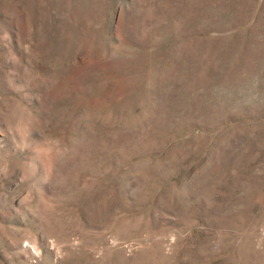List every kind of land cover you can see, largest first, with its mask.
<instances>
[{
	"label": "rangeland",
	"instance_id": "obj_1",
	"mask_svg": "<svg viewBox=\"0 0 264 264\" xmlns=\"http://www.w3.org/2000/svg\"><path fill=\"white\" fill-rule=\"evenodd\" d=\"M0 264H264V0H0Z\"/></svg>",
	"mask_w": 264,
	"mask_h": 264
}]
</instances>
